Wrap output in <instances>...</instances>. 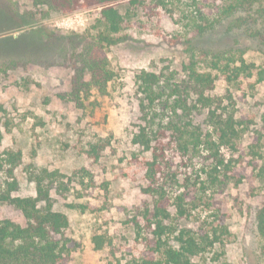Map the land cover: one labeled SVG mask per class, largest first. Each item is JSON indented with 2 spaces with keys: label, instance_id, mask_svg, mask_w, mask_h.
<instances>
[{
  "label": "rangeland",
  "instance_id": "1",
  "mask_svg": "<svg viewBox=\"0 0 264 264\" xmlns=\"http://www.w3.org/2000/svg\"><path fill=\"white\" fill-rule=\"evenodd\" d=\"M115 6L122 28L117 44L104 50L113 78L105 95L92 92L79 109L68 97L74 54L100 32L99 8L63 14L31 0H0V153H21L11 195L33 197V177L57 172L44 184L53 209L68 220L67 264H140L152 237L144 212L157 200L145 192L142 161L151 152L132 143L145 127L163 159L157 177L170 229L162 240L174 245L179 230L216 238L193 264H264L254 222L264 180L253 171L264 169L262 8L238 0H120ZM191 65L214 78L212 108L217 118H231L237 133L228 145L219 143L207 109L182 85L173 91ZM141 71L159 77L157 98L143 101L142 112L150 91L138 83ZM183 97L186 109L176 103ZM98 142L108 145L95 161L86 150ZM215 159L227 166L215 170ZM7 168L0 169V190L12 181ZM86 203L96 210L69 207ZM0 219L25 224L5 203ZM94 235L109 243L94 249Z\"/></svg>",
  "mask_w": 264,
  "mask_h": 264
},
{
  "label": "trees",
  "instance_id": "2",
  "mask_svg": "<svg viewBox=\"0 0 264 264\" xmlns=\"http://www.w3.org/2000/svg\"><path fill=\"white\" fill-rule=\"evenodd\" d=\"M31 1L35 6L47 4L63 14L93 7L99 8V19L97 22L101 25V30L95 36L91 47H83L81 52L74 54L75 62L72 65L73 74L70 80L68 97L77 108L82 109L92 92H96L100 96L105 95L107 86L113 78V72L109 67L104 50L107 47L116 45L119 40L115 36L122 28L123 16L119 13L115 4L120 0ZM238 2L240 5L257 4L264 12V0H238ZM216 58L219 60V57ZM241 66L245 67L242 61ZM188 71L187 79L184 82L181 80L180 85L177 84L178 86L173 91L179 92L182 85L183 90L188 93L189 99L195 105L198 104L200 107L207 109L209 119L216 121L219 143L228 145L232 138H236L237 133L234 129L233 120L231 118L226 120L217 118L215 110L212 108L214 99L210 96V92L214 88V78L210 73L197 71L193 65L189 66ZM137 80L146 91H150V95L141 100L142 108L143 101L152 104L157 98L154 96L153 89L154 86L158 87L159 77L154 73L141 71L137 76ZM176 103H178L179 107L188 108L187 98L183 97L177 100ZM142 110L143 108L141 112ZM146 131L145 127L141 128L133 136L132 143L144 151L151 152L150 159L142 161L144 179L148 183L145 192L155 195L157 200H155L152 209L146 207L144 212L143 217L147 223L146 227L152 237L145 240V250L142 253L143 257L140 259V264H193L192 258L204 253L207 247H212L216 238L213 240H209L208 236L196 238L187 230H179L174 237V245L162 240L170 229L164 224L169 214L163 206L164 195L158 186L157 177L161 172L163 159L162 153L156 154L152 137ZM1 140L2 134L0 131V146ZM107 145L106 142L90 144L86 154H88L89 158L97 161L101 151L106 149ZM20 160V152L5 151L3 152V157H1L0 153V169L8 167L6 173L12 179L11 182L6 184V190H0V206L4 203L11 205L20 211L25 219L24 225L17 224L9 219H0V264H67L69 249L66 246V240L62 239V237L64 230L68 226V220L65 214L53 209L49 195L50 190L44 184L46 180L55 181L58 178V173L43 170L40 174L34 176L35 196H12L11 193L17 189V183L13 179V170L18 166ZM215 160V170L219 167L227 166V164H224L223 159ZM253 171L255 173L257 171L255 177L263 175L262 178L264 180L263 168L254 166ZM83 172L85 171L83 170ZM83 176L86 175L84 174ZM240 177H238V181L242 180ZM51 185L52 183L49 186ZM60 185L66 188L64 183L61 182ZM69 207L78 209L80 212L96 210L91 203L69 205ZM254 222L256 233L263 241L262 252L264 253V198L261 205L255 210ZM135 226L138 227L137 222H135ZM92 243L94 249L101 250L109 242L101 235H94Z\"/></svg>",
  "mask_w": 264,
  "mask_h": 264
}]
</instances>
